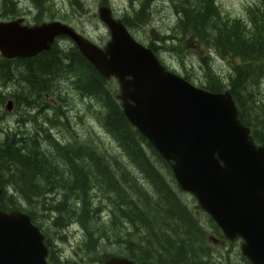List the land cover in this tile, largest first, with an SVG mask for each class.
Here are the masks:
<instances>
[{
  "label": "trees",
  "instance_id": "obj_1",
  "mask_svg": "<svg viewBox=\"0 0 264 264\" xmlns=\"http://www.w3.org/2000/svg\"><path fill=\"white\" fill-rule=\"evenodd\" d=\"M97 2L120 13L135 38L149 30L139 40L166 69L207 92L228 91L241 123L264 142V0L238 18L221 12L217 0H169L175 23L165 32L151 26L159 0H128L122 8L114 0ZM30 3L37 24L59 16L90 35L81 21L90 14L100 27L83 0H67L63 14L55 0ZM20 5L0 0V19L21 15ZM163 52L174 56L176 68ZM217 61L228 71L219 73ZM10 89L18 93L8 99ZM117 94L115 80L99 75L66 39L31 59L0 57V210L26 213L60 241L77 229L72 255L50 247V264H103L113 256L135 264H232L235 255L245 262L234 245L220 250L211 244L213 232L222 238L219 230L211 221L208 228L200 225L169 165L126 120ZM7 100L14 114L3 127Z\"/></svg>",
  "mask_w": 264,
  "mask_h": 264
},
{
  "label": "water",
  "instance_id": "obj_2",
  "mask_svg": "<svg viewBox=\"0 0 264 264\" xmlns=\"http://www.w3.org/2000/svg\"><path fill=\"white\" fill-rule=\"evenodd\" d=\"M97 15L109 34L103 49L60 22L28 27L17 20L0 22V55L31 58L57 37L69 38L98 74L116 80L124 116L169 164L178 187L227 241L243 240L240 251L250 264H264V146L254 145L229 93L206 92L167 71L110 8ZM47 255L27 215L0 211V264H48ZM105 264L134 263L113 257Z\"/></svg>",
  "mask_w": 264,
  "mask_h": 264
},
{
  "label": "rangeland",
  "instance_id": "obj_3",
  "mask_svg": "<svg viewBox=\"0 0 264 264\" xmlns=\"http://www.w3.org/2000/svg\"><path fill=\"white\" fill-rule=\"evenodd\" d=\"M55 1H56L57 5L59 4V9L64 10L67 8V0H55ZM83 1L87 5H90L91 8L93 9V11L96 12L97 7H98L96 4L97 0H83ZM256 1L257 0H217V5L219 6L221 12H223L226 16H229L231 18H238V17L243 16L245 9L249 5L253 4ZM114 2L118 7L122 8L123 4H127L128 0H114ZM94 20L95 19L90 14L89 15L86 14L84 17L81 18V21L84 25H86L88 27L96 28L97 26H96V23ZM174 23H175V17L169 10V0H159L158 7L156 8V10L153 13V21H152L151 26H153L154 28H156L160 32H165V31H169L170 28H173ZM139 34L141 36L150 35L149 30H147L145 32H139ZM139 34L136 35L138 39H140ZM162 58L165 59L164 61L169 66L175 67V68L177 67V62H176V59L174 58V56H171L170 54L163 52ZM188 62L189 61H187V63ZM198 68L199 67L197 66V68L194 71L196 75H199V69ZM215 68L219 73H225L228 71L227 66L221 61L215 62ZM14 92L18 93V90L10 89L8 92H6V97L8 99H10ZM2 111L4 112V109ZM9 118L10 117H7V119H9ZM7 119H2L3 127L9 126V121ZM90 126L91 125L85 123L86 128H89ZM99 138L102 140L105 147H108V143L105 140L106 138L102 135H99ZM180 197L183 198V200L186 203H188L192 209L196 205L194 199H192L191 197L185 196V195H180ZM194 212H196V209H194ZM199 214H201V213H199ZM201 218L206 222V218L204 216H201ZM78 236L79 235H77V234L75 236L71 235V238H69V240L64 243L66 254L69 253L70 255H72V250L75 248V246L78 244V241H79ZM49 238L51 240L52 245L55 246V245H57V243L59 244V239L56 238V236L53 234V232H50ZM236 245L239 248L240 244H236ZM216 246L218 247V249L222 250V249H224V247L226 245L222 246V244H218ZM57 248H59V245Z\"/></svg>",
  "mask_w": 264,
  "mask_h": 264
},
{
  "label": "flooded vegetation",
  "instance_id": "obj_4",
  "mask_svg": "<svg viewBox=\"0 0 264 264\" xmlns=\"http://www.w3.org/2000/svg\"><path fill=\"white\" fill-rule=\"evenodd\" d=\"M18 12H20L21 15L16 16L17 19H22L26 24H30V23L35 22L34 19L39 15L37 10L34 9L31 4H27V3H23L20 6H18ZM58 15H59V13H58ZM57 16H55V17H57ZM42 17L45 19L47 17V15L43 12ZM57 18L59 19V16ZM44 21H48V20H44ZM55 42H58V40H56ZM263 97H264V94L262 95V98ZM239 242L240 241H238V243Z\"/></svg>",
  "mask_w": 264,
  "mask_h": 264
},
{
  "label": "bare ground",
  "instance_id": "obj_5",
  "mask_svg": "<svg viewBox=\"0 0 264 264\" xmlns=\"http://www.w3.org/2000/svg\"><path fill=\"white\" fill-rule=\"evenodd\" d=\"M36 1V0H35Z\"/></svg>",
  "mask_w": 264,
  "mask_h": 264
}]
</instances>
